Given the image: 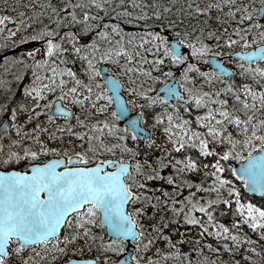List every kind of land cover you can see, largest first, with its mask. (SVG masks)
I'll list each match as a JSON object with an SVG mask.
<instances>
[{
  "label": "snow or ice",
  "instance_id": "snow-or-ice-1",
  "mask_svg": "<svg viewBox=\"0 0 264 264\" xmlns=\"http://www.w3.org/2000/svg\"><path fill=\"white\" fill-rule=\"evenodd\" d=\"M259 3L45 0L27 6L31 19L0 14V141L8 139L7 147L0 142V165L11 168L0 171V264H159L149 254L158 241L172 249L163 255L188 258L177 245L191 243L189 237L181 232L173 240L165 230L173 223L198 226L197 244L205 233L230 239L232 247L222 245L229 253L243 241L254 243L232 230L241 223L264 238V206L243 197L236 183L264 193V0ZM229 53L239 58L231 71L215 59ZM204 61L214 67L203 68ZM100 62L112 65L106 78ZM237 75L244 82L232 79ZM12 83H23L19 97ZM129 105L140 111L121 127ZM33 121L39 122L27 127ZM65 133L79 150L63 148ZM48 153L52 158L39 159ZM230 159L241 161L239 168ZM195 172L213 179L207 187L185 179ZM185 188L208 195H181ZM233 202V216L239 210L241 219L230 226L216 220L213 206ZM129 240L135 251L117 258ZM85 248L97 255H67ZM209 264L238 262L212 257Z\"/></svg>",
  "mask_w": 264,
  "mask_h": 264
},
{
  "label": "trees",
  "instance_id": "trees-1",
  "mask_svg": "<svg viewBox=\"0 0 264 264\" xmlns=\"http://www.w3.org/2000/svg\"><path fill=\"white\" fill-rule=\"evenodd\" d=\"M0 2H2V0H0ZM43 2H45V0H43ZM249 3L250 5H255V3H258L259 0H235V5L241 4V3ZM177 7L180 6V0H177ZM223 12H227V6H224L223 8ZM213 14L215 15V10H213ZM27 17H29L31 19V13L30 15H27ZM225 19H227V17H224ZM248 20H245V23ZM213 24V26H217V23L215 20H213L211 22ZM222 26V25H221ZM3 37L1 36V39ZM84 39V38H82ZM111 68L112 65L110 64ZM79 62H77L76 64V70L79 71ZM113 71H115V69H113ZM164 81V79H162L161 81L156 82L153 87L154 89H157L158 86H160V84ZM27 82V79H25L24 83ZM10 87L12 89L15 90L17 97L20 96L21 94V90L23 87V83L21 84H17V83H12L10 85ZM125 95L127 96V98L129 99L130 97L125 93ZM49 99H51V96H49ZM139 109V108H138ZM159 110V109H157ZM181 112H183V109L181 108ZM44 120V114H41L40 117V121ZM63 120V118L61 117H57L56 118V123H61ZM36 122L39 121H33L32 123H29L27 125V127L31 128L34 126V124ZM71 123H74L75 120L70 121ZM150 122V121H149ZM44 125L42 124V127ZM193 127H196V125L193 123L192 125ZM49 130H51V128H49ZM9 136H14L15 133H9ZM45 134H42V138H44ZM64 142H63V148H68L70 149V151L72 150H79L78 147H74V146H78L79 145V141L76 139H73L68 133L64 134V138H63ZM69 141H71V143H69ZM2 142L6 147L8 145V139L4 138L2 139ZM25 143H27V141H25ZM50 145L53 147H60V141H57L55 143L49 141ZM142 143V141H141ZM197 151L196 149H192L191 150V154L193 156L197 155ZM53 155L52 153H48L45 155H42L41 157H39L40 160L46 159L49 156ZM143 155V153L141 152V156ZM246 155V153H245ZM140 158V157H137ZM211 157L207 158V160H210ZM236 160L234 159H230L228 161V163L233 164L235 163ZM13 164H16V162H13ZM0 167L2 168H10V166L7 165H0ZM19 169H22V165H18ZM169 171H171V169H166L164 170V174L166 175ZM203 171H207V169H204ZM228 174V173H225ZM185 179H189V180H194L197 182H205V186L207 187V183L206 180H211L213 179V177L209 176L207 178L203 177L201 172H195V173H191L185 176ZM155 183H160V181H153V184ZM236 183L239 185V188L241 190V195L243 197H245L247 200H251L253 203H256L258 206H264V195H254V194H250L245 190V187L242 183H240L238 180L236 181ZM163 186L166 188H171V185H169L167 183V181H163ZM189 191H195L196 196L199 197H203V196H207L208 194L203 192L202 190H196V189H183L181 190V195H186L188 194ZM212 195H215L214 193ZM181 198V196H177V199L179 200ZM178 206V205H177ZM215 207V212H214V216L216 220H219L221 223L225 224V225H231L233 220H239L241 219L240 214H239V210H236V215L235 217L233 216V210L235 209V204L234 202L232 204L229 205H224L223 203H221L218 206H213ZM226 209V211H225ZM149 211H151V208L149 207L148 209ZM198 217L200 216V213L197 211L195 213ZM143 222L145 223V225L147 226L148 224L152 223L151 220H148L147 218L143 219ZM67 229H64V231H66ZM95 232L100 233L102 231V229L100 227H95L93 229ZM166 231L171 230V235L173 240H177L179 239V235L181 232H183L185 235H187L189 237V240H191V243H189L188 241H181L177 247L180 249V251L183 252H187L188 253V258H191L193 261H197L200 260L204 257H207V260L205 261V264H209V261L211 260L212 257H217L218 260L220 261H229L231 262L232 260H235L238 262V264H264V238H261L260 234L258 231L253 230L250 228V226L246 223H241L239 225H237L234 229H232L233 231H238L239 234L241 236L243 235H247L251 241H253L254 243H249L247 241H243L241 244H239L238 246H236V248H238V250H234V252L229 253L227 250L223 249L222 245L224 243H228L230 245V247H232V243L231 240L228 238H221V240H217L215 236H209L207 233L204 234V236L201 238V243L197 244L195 242V236L198 235V226L193 227L191 225H186V224H177V223H173L170 224L169 229H165ZM262 231H264V229H261ZM63 232L61 233V235L63 234ZM104 238H110V236L107 234V232H104ZM207 243H211L213 245L214 248H220L221 251L218 253L216 251H211L209 250L207 247L204 246V242ZM126 245V244H125ZM196 247H200L203 249L201 254H197L195 252V248ZM156 248L160 249V253L158 254L156 252ZM156 248H153L149 251L150 255H158V259H159V264H181V261H183V264H187V259L185 257H176V256H165L163 255L164 252H171L172 249L169 248L167 246V244L163 241H158L156 244ZM252 248H256L257 251L256 252H252L251 249ZM245 253H247V256H251L253 259L248 260L246 259ZM120 254H116L117 258L120 256ZM67 255H72V256H77V257H87V256H96L97 252L95 249H93L91 252H89V250L87 248L79 250L77 253L73 254L69 251V253H67ZM41 264H48L47 260H44L41 262ZM52 264H58V262H52Z\"/></svg>",
  "mask_w": 264,
  "mask_h": 264
},
{
  "label": "flooded vegetation",
  "instance_id": "flooded-vegetation-1",
  "mask_svg": "<svg viewBox=\"0 0 264 264\" xmlns=\"http://www.w3.org/2000/svg\"><path fill=\"white\" fill-rule=\"evenodd\" d=\"M43 3H44L43 0H2V2H0V14H2V15H12V16H15L17 19H21V17H20V13L21 12H23L25 16L30 15L31 9H29L27 7L29 4L42 6ZM254 6L260 7V3L259 2L255 3ZM253 19H260V17L254 14ZM93 23H95V21H93ZM246 23H250V21L248 20ZM261 23H264V19L261 20ZM7 27L8 28H14V23L13 22H8L7 23ZM2 43H3V38H2ZM253 46H250V47H253ZM223 50L225 52L229 51L228 49H223ZM221 57L223 58L224 63L227 64L231 68L234 67L233 61L239 59L238 57H235V56L231 55V53H229V55L226 56V57L225 56H221ZM202 65H203V68H205V69L211 68L208 65V61L207 62L206 61L202 62ZM177 70L178 69L174 68V73ZM225 79H227V77H225ZM232 79L236 80L238 83L244 82L243 78L239 77L238 75L237 76H233ZM219 86H221V85H218V87ZM230 103H231V101H230ZM136 111H140V110L138 108H136V107H132V113L136 112ZM57 117H59V116H57ZM61 118H63V117H61ZM120 122H121L120 123L121 127H123L124 121L121 120ZM52 156L53 155L49 156L48 158H50ZM48 158H46V159H48ZM46 159H43V160H46ZM43 160H41V161H43Z\"/></svg>",
  "mask_w": 264,
  "mask_h": 264
},
{
  "label": "water",
  "instance_id": "water-1",
  "mask_svg": "<svg viewBox=\"0 0 264 264\" xmlns=\"http://www.w3.org/2000/svg\"><path fill=\"white\" fill-rule=\"evenodd\" d=\"M31 43H32V42H29V45H30V46H31ZM253 47H254V46H253ZM231 55H233V54H231ZM233 56H234V55H233ZM215 59L218 60L221 64H223L226 68H228L229 71H231L232 68H230L228 65H226V64L224 63L223 58H222L221 56H220V57H215ZM208 65H209V67H211V68L214 67V65H213L211 62H209V61H208ZM100 66H101V69H102V72H101L102 77H103V78H106V77H104V74L108 72V69H109L110 67H109V65L106 64V63H102ZM174 74H175L176 76H178V75H179V70H177ZM165 82H166V81H165ZM165 82H164V83H165ZM164 83H163V84H164ZM160 88H161V86H160L158 89H160ZM161 94H163V93L161 92ZM122 99L127 100V98H126V96L123 94V92H122ZM174 99H175V98H174ZM56 102H59V101H56ZM56 102H54V103H56ZM138 113H139V112L131 113V108H130V106H129V111H128V113H127V118L122 117L121 120H123L124 123H126V122H127V119H135V118L137 117ZM73 118H74V116H73ZM147 131H150V129H147ZM51 158H52V157H51ZM240 164H241V161H237V162L234 164V167H235V168H239ZM4 170H11V169H4V168H1V167H0V171H4ZM261 179H264V177H261ZM246 190H247L248 192L252 193L248 188H246ZM252 194H253V193H252ZM255 195H264V193H255ZM62 231H63V227L61 228V232H62ZM107 233H108V232H107ZM108 234H109V236H110V233H108ZM134 250H135V249H134V246H133L131 240H129V241H128V244H127V246H126V248H125V252H124L119 258H121V257H123V258H125V259L129 258V257H130V254L133 253ZM91 258H93V257H73V259H78V260H85V259H91Z\"/></svg>",
  "mask_w": 264,
  "mask_h": 264
},
{
  "label": "rangeland",
  "instance_id": "rangeland-1",
  "mask_svg": "<svg viewBox=\"0 0 264 264\" xmlns=\"http://www.w3.org/2000/svg\"><path fill=\"white\" fill-rule=\"evenodd\" d=\"M29 31H31V29H29ZM258 31V30H257ZM251 39V37H249ZM0 43H2V39H1V36H0ZM224 49H227V48H224ZM138 108V107H136Z\"/></svg>",
  "mask_w": 264,
  "mask_h": 264
}]
</instances>
